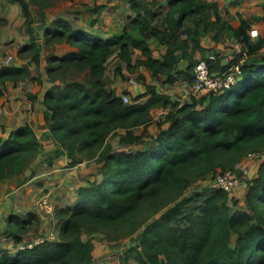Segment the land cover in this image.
I'll use <instances>...</instances> for the list:
<instances>
[{
  "label": "trees",
  "instance_id": "16d2710c",
  "mask_svg": "<svg viewBox=\"0 0 264 264\" xmlns=\"http://www.w3.org/2000/svg\"><path fill=\"white\" fill-rule=\"evenodd\" d=\"M10 1L18 5L29 29L28 4L42 7L49 0ZM125 1L134 14L127 15V24L118 34L102 36L73 27L60 16L43 28L45 46L66 45L60 53H46V73L50 76L60 63L85 69L88 76L87 83L66 80L50 84L42 92V118L54 142L47 163L63 153L66 167L93 159L101 178L78 185L71 203L55 208L58 238H42L16 247L12 253L0 246V264H102L92 260L93 244L90 237H80L82 230L95 225L123 226L124 234L131 235L156 212L123 257L132 253L136 264H264V2L259 12L246 10L231 23L220 19L215 0H165L161 14L140 0ZM90 11L96 12V7ZM250 24L256 29L251 38L247 34ZM223 29L241 41L246 57L240 63V78L221 91L194 93L180 101L144 83V100L138 99L140 95H128L129 101L123 102L105 87L103 71L113 53L129 68L141 65L152 76L164 74L168 83L178 77L190 83L197 60L192 52L205 50L197 37L213 31L216 38ZM149 36L165 44L160 58L151 55L146 43ZM25 46L34 48L29 58L36 66L32 36L31 44ZM129 47L138 48L142 58L130 63ZM202 58L210 69L228 64L213 68L212 59ZM216 58L214 54L213 60ZM180 59L185 60L184 66L177 70ZM23 78L33 80L26 96L35 107L42 81L26 64L0 66V107L6 100L4 82L14 84ZM121 92L128 94L126 89ZM152 107H167L161 120L167 126L158 129L161 121L157 120L150 142L142 149H111L107 139L114 134L118 143L142 141V133H135L134 128L150 121ZM38 148L35 132L26 121L0 137V180L20 173ZM250 151L260 159L239 203L210 183L181 195L195 178L232 167ZM36 220L32 210L8 213L6 235L19 242ZM230 232L235 233L231 243Z\"/></svg>",
  "mask_w": 264,
  "mask_h": 264
},
{
  "label": "rangeland",
  "instance_id": "374dc122",
  "mask_svg": "<svg viewBox=\"0 0 264 264\" xmlns=\"http://www.w3.org/2000/svg\"><path fill=\"white\" fill-rule=\"evenodd\" d=\"M140 1L144 6L151 8L156 12H159L158 14H161V7L159 5H161L160 3H163V0ZM127 5L128 4L125 0H49L48 3L42 7H38L33 3H29L28 7L30 10V28L27 29L22 22V16L20 14L18 5L10 0H0V55L11 54L12 59L8 62V64H26L30 69H33L35 74H38L42 81L41 87L38 92L39 96L42 95L43 90L50 84L60 85L63 84V81L66 80H79L87 83L86 81L88 76L85 69H79L73 64L65 65L59 63V65L52 70L50 76L46 73V53H60L64 50V48H66V45L63 43L55 42L49 46H45L43 43L44 26L55 17L60 16L66 19L73 27H82L88 31L98 33L102 36L114 34L115 32L121 31L122 27L127 24V15L134 14V11L131 10ZM92 6L96 7V12L90 11V8ZM220 33L219 36L224 46L232 47V45L230 44L238 41V39L236 38H231L227 32L223 34L221 31ZM30 34L32 36V41L38 55V62L36 66L29 58L30 54L34 51V48L31 46L23 47V45L31 44ZM160 42L161 41L159 40L148 42L149 47L151 48V51L154 55L157 53L160 54V50L158 47V44ZM240 48H242V44L240 45ZM234 53L235 51L233 49L232 52H228L227 54H230L232 56L234 55ZM224 56L225 54L222 53L218 55L214 61H218L221 57ZM137 58H142L140 52L138 51V49H135V51L132 50L130 52L131 61H134ZM116 59L117 58L113 54L107 59L105 63V70L103 71V79L105 81V85L107 87H114V83H116L115 81H117L116 79L127 84L139 83L138 81L141 79L138 77L140 74L139 65H134L129 68L125 65L126 63L120 62L121 64L119 65V67H117L114 64ZM218 64L219 63H217L216 65L213 64V68H217ZM142 72L147 82L154 83L159 87V89L161 88L168 91V93H170L172 96H175V98H178L179 100L187 99L192 92L190 86L186 82L182 81L179 77L173 83L164 84L160 78L150 76L147 70H144ZM32 84L33 80H29L27 78L17 80L14 84H12L11 81H5L3 89L6 94V100L0 107V110L3 111L0 115V137L5 136L9 131L8 129L18 122H24L25 113H28L30 117L28 118V122L33 127L39 143V148L33 155L30 162L20 173L0 180V246L9 249L10 251L13 250V247L29 245L42 238H58V218L55 215L54 211L59 204H52L51 200H53V196L60 197L63 191L67 196H69V193L71 190H73L75 183L73 181L75 179L74 172H69L70 169L68 170V168H62L63 166H59L58 164L59 167L56 166V172H52L51 170L46 174L50 179L49 181H41L36 178L34 180H31V183L27 182V186L30 188V192H36L32 197V201L30 203L24 205L22 201H18L19 204H14L13 200L11 199L10 193L14 195V193L12 192H14V190L15 192L18 190L17 188L21 183V180L27 179L31 174L34 173V170H36L37 167H44L45 170L52 169V167L49 168L52 163L50 162V165L47 163V159L51 155V153H48L47 151H44L42 149L43 137L40 133V126L36 123L37 107L32 108L31 106L30 109V101L26 96V92ZM123 89L125 88H122L120 91H122ZM16 107H20L21 111H19L18 109V111L14 113ZM5 112H8V114L5 115ZM107 141L110 143L111 149H125L126 147L122 143H118L116 137H112V135L108 137ZM139 145L140 144L138 143L134 144V146L131 147L132 150L138 148ZM250 152L254 153V151ZM250 152H247L246 154ZM245 155L238 157V160L242 159ZM258 155L257 159L254 158V160H245V164L247 165V167H249V173L251 174L252 172L254 174L256 164L259 161L258 159H260ZM88 161L89 162L86 163L85 166L79 167V170L81 172L83 171L82 174L80 171L77 172V177L82 182H88L91 181V179L94 180L91 177L95 178L96 176L99 177L100 175V173L97 172V167L95 166L96 162L93 161V159H88ZM88 164L90 165L88 166ZM61 174L64 178L63 180L65 181L63 183V186H61L59 182ZM210 177L211 176L207 174L202 179L195 178L194 180H192L191 184L185 186L181 190V195H186L190 193L194 188L203 187L206 184H209ZM43 185H45L46 188L52 187L53 185L55 186V190L52 191L53 193L50 192L49 195L47 194L48 196L46 198L48 206L51 208L49 211L50 217L47 218L48 220L46 222H42V220H38L36 216L37 220L32 221L28 228L21 234L20 241L14 242L10 238V236L6 235L5 232L6 215L11 212L23 213L27 210L34 211L35 208H38V214L45 215L44 211L41 210L42 208L37 205V201H39V197L42 195L41 188L43 187ZM21 188L23 189V187ZM46 188H42V190L48 191ZM164 194L165 192H162V195ZM239 201L240 200L238 198V203ZM165 206H163L160 210L164 209ZM157 214L158 212L148 217L135 231L131 233V235L124 234L123 226L112 227L109 225H95L90 230H82L80 232V237L82 239H85L87 237L91 238L93 244L91 249V256L92 260L95 262L102 264H136V261L132 258V253H127L126 258L123 257V254L125 253V250L135 242L141 227L147 221L154 218ZM234 237L235 233L230 232L229 243L232 242Z\"/></svg>",
  "mask_w": 264,
  "mask_h": 264
},
{
  "label": "crops",
  "instance_id": "0c3cea01",
  "mask_svg": "<svg viewBox=\"0 0 264 264\" xmlns=\"http://www.w3.org/2000/svg\"><path fill=\"white\" fill-rule=\"evenodd\" d=\"M212 1H214V0H212ZM215 1L217 2V12L219 14V17L224 22H234V20L237 19L239 16H243L246 10L259 12L260 11V7H261V3L264 2V0H245V3L240 5L239 2L241 0H215ZM228 1H230V3H228ZM164 3H165V0H163V3H160V4L162 5ZM161 5H159V6H161ZM209 17L210 18L213 17L211 11L209 12ZM22 20H23V17H22ZM184 25L191 26L189 21H184ZM250 27H254L255 28V25L254 24H250ZM121 31L115 32L114 34H118ZM225 32H227L228 35L231 38L233 37V36H231L229 34L228 30L223 29L222 33L225 34ZM220 34H218L216 36V38H214L213 37V31H208L204 35L198 36L197 37V41L202 47L205 48V50H204L203 53H200L197 50L193 51L192 52V57L196 59V58L205 57L207 54H212L213 55V59H214V54H216V56H218V55L224 53L225 54L224 58H225V57L230 56V54H227L228 52L229 53L232 52L233 49L236 52L238 49H240L241 41H239V40L237 42L234 40L235 42L230 44V45H232V47L231 46L230 47L229 46H224L222 41H221V38L219 36ZM182 36H183V34H182ZM156 40L157 39L152 37V36L147 37L146 38L147 46L149 47L148 42H150V41L154 42ZM161 42L158 44V47H159V50H160V54L157 53V54L154 55L153 52L151 51V48L149 47L152 56L158 57V58L161 57V54L164 52V49H165V44L163 42L162 43ZM135 49H138V48L129 47V58L127 59L129 62H133L130 59V52L132 50L135 51ZM138 51L140 52L139 49H138ZM113 54L117 58L115 60V63H114L115 66L119 67V65L121 64L120 62H124L125 63V60H122V59L118 58L115 53H113ZM140 55H141V53H140ZM212 60H211V64L212 65L213 64L216 65L217 63L220 64L223 61L222 57L220 58V61H217V63H216V61H214V60L212 61ZM184 62H185V60H183V59H180L179 61H177L176 64H175V69H177V70L178 69H182L183 66H184ZM219 64H218V66H219ZM144 70H147L148 74L150 76H152L148 69H146L144 66L139 65V73L143 76L138 81L139 83L127 84V83H124L123 81H120V80L116 79L117 81H115L116 83H114V87H107L106 85H105V87L107 89L113 90V92L115 94L118 93L122 88H125L128 91V95H132V96L140 95L138 97V99L139 100H144L147 97V94H143L144 93V83L153 84L154 87L159 92L167 93L171 100L175 99V96H172L170 93H168V91H166L164 89H161V88L159 89V87L156 86L152 82H147L145 80V77H144L143 72H142ZM103 74H104V72H103ZM152 77L160 78L161 81L164 84H169L167 81L164 80V78H165L164 74H157L156 76H152ZM41 99H42V95L39 96V94L37 93L36 94V98H35V100H36L35 108L37 107V112H36V120H37V122L36 123L40 126L39 127L40 128V133H41V135L43 137L42 149L44 151H47L48 153H51V151L54 148V142H53L52 138L50 137L49 132L47 131L46 125L44 124V121H43V118H42L43 105L41 103ZM182 100H184V99H182ZM182 100H180V101H182ZM18 109H19V111H21L20 107H16V109L14 110V113L17 112ZM30 109H31V107H30ZM166 110H167V107H162V108L161 107H152V108L149 109V113L151 115L150 121L147 124H145V125H139V126L134 128V132L135 133H140V132L142 133V136H141L142 141L138 142V144H140L141 146L139 145V147L135 148V149H142L150 142V140H151L150 139V135L152 136L154 134L156 128H157L156 121L157 120L161 121L163 119V115H164ZM2 112L3 111L0 110V115H1ZM7 114H8V112H5V115H7ZM28 118H30L29 114L25 113L24 122H25V120H26V122H28ZM21 123H23V122H18L15 125H18V124H21ZM14 126H12L11 128H13ZM166 126H167V122L166 121H161L160 124H159L158 129L165 128ZM11 128H9L8 130H10ZM117 131L119 132V131H121V129L118 128ZM113 136H115L116 139H117V134H114ZM122 144L126 146L125 149L126 148L130 149L132 146H134V144H137V143H131V144L122 143ZM131 150H132V148H131ZM88 162H89L88 159L87 160H82V161H80V162H78V163H76V164H74L72 166L64 167L65 153L60 154V155H58L56 157H52L51 158V163L52 164H51V166H49V168L52 167V169L45 170L44 167H40V166L37 167L36 170H34V173L31 174L27 179L21 180V183L18 185V188H17L18 190L16 192H15V190H14V192H12V193H14V195L10 193L11 199L13 200L14 204H16V203L19 204L18 201H22V203H24V205L30 203L32 201V197L34 196V194L36 192H34V193L30 192V188L27 186V182L31 183V180H34L36 178L41 180V181L42 180L43 181L44 180L49 181L50 179H49V177L46 174L49 173L51 170H52V172H56V166H58V164H59V166L60 165L63 166L62 168H68V170L70 169L69 172H74V175H75V179L73 180L75 182V183L73 182L74 183V188H73V190L70 191L69 196H67L65 194V192L63 191L61 193L60 197L53 196V200H51V201H52V204H59L58 206H64V205L70 204L71 201L76 197V187L78 185H85V184L88 183L87 181H83V182L80 181V179L77 177V172L80 171L79 167L80 166H85V164L88 163ZM54 165H55V168H54ZM89 165L90 164H88V166ZM95 166L96 167L98 166L97 163H96ZM82 172H81V174H82ZM88 178H90V177H88ZM91 178H93L95 181H99V179L101 178V175H99V177L96 176L95 178L94 177H91ZM63 179L64 178H63V176L61 174V178H59V182H60L61 186H63V183L65 182ZM21 187H23V189ZM42 188H46V186L43 185ZM42 188H41V192H42L41 194L42 195L39 197V199L41 197H44V196H46V198H47V196L50 194V192L55 190V186L54 185L52 187L46 188L48 191H44V190H42ZM20 193H22V194H20ZM41 210L44 211L43 209H41ZM33 212L36 214L38 220H42V222H46L48 220L47 218L50 217V213H47L45 211H44L45 215L44 214H38V208H35ZM16 247H18V246H16ZM16 247H13V250H11V251L9 249H7V250H8L9 253H12L14 251V248H16Z\"/></svg>",
  "mask_w": 264,
  "mask_h": 264
},
{
  "label": "built area",
  "instance_id": "2783aa9c",
  "mask_svg": "<svg viewBox=\"0 0 264 264\" xmlns=\"http://www.w3.org/2000/svg\"><path fill=\"white\" fill-rule=\"evenodd\" d=\"M247 34L250 38L256 36V29L254 27L248 28ZM260 50H262V48H260ZM233 57L234 59L229 61ZM245 57V49L240 48L234 55L225 58L222 57L223 61L220 64H225L227 62L228 64L221 69H210L204 58L197 59L192 66L191 82L187 83L191 88V94L206 91H221L234 84L241 76L240 63ZM205 58L213 59V55L207 54ZM11 59V54L0 55V66L8 64ZM116 94L119 95L123 102L129 101L127 93L119 91ZM254 158H256V153L250 152L242 159L236 161L232 167H226L216 171L210 177V185L224 190L228 197L235 198L237 201L238 198L240 200L245 191L247 179L253 175V172L252 174L249 173V167L245 164V160H254ZM37 205L45 212L50 213L49 211L51 208L48 206L46 196L41 197L39 201H37Z\"/></svg>",
  "mask_w": 264,
  "mask_h": 264
},
{
  "label": "water",
  "instance_id": "95a60500",
  "mask_svg": "<svg viewBox=\"0 0 264 264\" xmlns=\"http://www.w3.org/2000/svg\"><path fill=\"white\" fill-rule=\"evenodd\" d=\"M30 107H31V103H30ZM121 151H123V149Z\"/></svg>",
  "mask_w": 264,
  "mask_h": 264
}]
</instances>
